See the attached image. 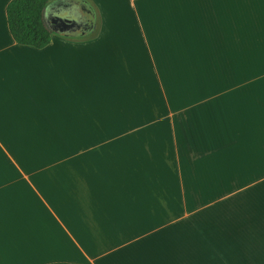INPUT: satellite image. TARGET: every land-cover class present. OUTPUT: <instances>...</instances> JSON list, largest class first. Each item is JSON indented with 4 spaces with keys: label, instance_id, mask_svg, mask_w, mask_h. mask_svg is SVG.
I'll return each instance as SVG.
<instances>
[{
    "label": "crops",
    "instance_id": "1",
    "mask_svg": "<svg viewBox=\"0 0 264 264\" xmlns=\"http://www.w3.org/2000/svg\"><path fill=\"white\" fill-rule=\"evenodd\" d=\"M11 1L0 264H264V0H93L41 49Z\"/></svg>",
    "mask_w": 264,
    "mask_h": 264
},
{
    "label": "water",
    "instance_id": "2",
    "mask_svg": "<svg viewBox=\"0 0 264 264\" xmlns=\"http://www.w3.org/2000/svg\"><path fill=\"white\" fill-rule=\"evenodd\" d=\"M42 15L53 38L89 41L102 28L101 12L93 0H48Z\"/></svg>",
    "mask_w": 264,
    "mask_h": 264
},
{
    "label": "trees",
    "instance_id": "3",
    "mask_svg": "<svg viewBox=\"0 0 264 264\" xmlns=\"http://www.w3.org/2000/svg\"><path fill=\"white\" fill-rule=\"evenodd\" d=\"M48 0H12L6 9L13 39L20 45L46 47L52 35L43 21L42 11Z\"/></svg>",
    "mask_w": 264,
    "mask_h": 264
}]
</instances>
